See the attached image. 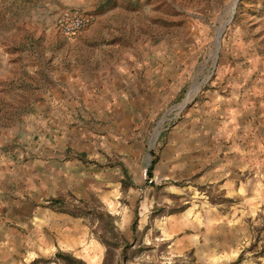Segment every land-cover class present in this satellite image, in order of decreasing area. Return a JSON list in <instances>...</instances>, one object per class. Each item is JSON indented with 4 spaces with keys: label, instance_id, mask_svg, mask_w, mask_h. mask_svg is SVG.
<instances>
[{
    "label": "rangeland",
    "instance_id": "374dc122",
    "mask_svg": "<svg viewBox=\"0 0 264 264\" xmlns=\"http://www.w3.org/2000/svg\"><path fill=\"white\" fill-rule=\"evenodd\" d=\"M234 5L235 0H0L1 136L19 127L55 76L76 74L89 87L73 98L71 126L79 133L94 129L81 118L94 90L120 102L109 81L115 71L127 75V91L138 102L130 126L112 127L114 142L122 137L128 149L101 152V167L111 176L105 193L76 191L57 198L58 204L44 199L42 207L56 206L70 221L59 222L63 234L39 235L35 226L26 232L22 221L15 228L30 240L9 234L15 238L11 253L0 237V264H264V156L223 174L217 151L179 157L173 147L185 142L186 130L197 129L192 121L207 116L208 95L233 71H252L264 95V0ZM66 10L83 16V31H60L57 20ZM256 132L264 142V133ZM25 148H11L15 160ZM82 154L73 156L83 166L98 164ZM28 209L16 214L26 218Z\"/></svg>",
    "mask_w": 264,
    "mask_h": 264
},
{
    "label": "crops",
    "instance_id": "0c3cea01",
    "mask_svg": "<svg viewBox=\"0 0 264 264\" xmlns=\"http://www.w3.org/2000/svg\"><path fill=\"white\" fill-rule=\"evenodd\" d=\"M250 73L233 71L227 82L222 81L208 95L203 107L207 116L198 114L200 118L192 121L197 129L193 133L186 130L181 136L185 142L173 145L178 156L188 152L189 157L197 158L201 152L217 151L223 156L219 159L223 174L233 173L244 160L264 156V142L254 136L257 130L264 133V95L254 86L256 78ZM109 81L113 84L112 92L119 93L121 100L116 101L115 95L104 97L94 90V100L86 103L88 112L81 117L92 122L94 129L79 133L71 126L75 122L76 91L83 93L89 87L76 74H67L55 76L51 85L43 89L30 113L16 123L17 129L0 135V237L9 244L11 253L15 238L8 237L9 234L23 236L27 243L30 240V236L15 228L22 221L28 224L22 225L26 232L35 226L39 235L46 230L62 235L64 229L59 222L70 223L65 215L55 212L56 206L42 207L44 199L49 201L77 192L86 196L89 190L105 193V186L111 184L108 168L101 167L105 161L101 152L111 156L128 149L122 137L114 142L112 127L115 125L118 130L130 126L138 102L127 91L125 73L115 71ZM98 84L96 89L100 88ZM77 136L81 141L75 139ZM16 143L26 146L18 160L13 156L16 150H11ZM74 152L83 153L82 156L98 164L89 165L88 169L74 159ZM23 206L29 209L22 219L16 213Z\"/></svg>",
    "mask_w": 264,
    "mask_h": 264
},
{
    "label": "built area",
    "instance_id": "2783aa9c",
    "mask_svg": "<svg viewBox=\"0 0 264 264\" xmlns=\"http://www.w3.org/2000/svg\"><path fill=\"white\" fill-rule=\"evenodd\" d=\"M60 31L66 35H75L84 30L85 24L83 16L73 10L63 11L57 20Z\"/></svg>",
    "mask_w": 264,
    "mask_h": 264
},
{
    "label": "water",
    "instance_id": "95a60500",
    "mask_svg": "<svg viewBox=\"0 0 264 264\" xmlns=\"http://www.w3.org/2000/svg\"><path fill=\"white\" fill-rule=\"evenodd\" d=\"M235 2L238 3L239 0H235ZM235 8H236V7H235ZM216 45H217V51H216V53H217V52H218V49H219V38L217 39ZM184 103H185V101H184ZM184 103H182L181 105H183ZM181 105L177 106L176 108H180ZM168 114H169V113H167V114L161 119V121L158 123V127H159L160 125H162V124L166 121V117H167ZM159 135H160V131H159V129L157 128L156 131H155L154 139L157 140L158 137H159Z\"/></svg>",
    "mask_w": 264,
    "mask_h": 264
},
{
    "label": "trees",
    "instance_id": "16d2710c",
    "mask_svg": "<svg viewBox=\"0 0 264 264\" xmlns=\"http://www.w3.org/2000/svg\"><path fill=\"white\" fill-rule=\"evenodd\" d=\"M154 165H155V161L153 162V164L150 167V170H149V173H148L149 178H153V167H154ZM47 202H48V204H58L59 203V200H57V199H51V200H49Z\"/></svg>",
    "mask_w": 264,
    "mask_h": 264
},
{
    "label": "bare ground",
    "instance_id": "6f19581e",
    "mask_svg": "<svg viewBox=\"0 0 264 264\" xmlns=\"http://www.w3.org/2000/svg\"><path fill=\"white\" fill-rule=\"evenodd\" d=\"M236 7V2H235V5H234V8Z\"/></svg>",
    "mask_w": 264,
    "mask_h": 264
}]
</instances>
